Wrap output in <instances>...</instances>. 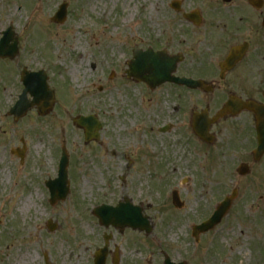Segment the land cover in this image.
<instances>
[{"label": "rangeland", "instance_id": "374dc122", "mask_svg": "<svg viewBox=\"0 0 264 264\" xmlns=\"http://www.w3.org/2000/svg\"><path fill=\"white\" fill-rule=\"evenodd\" d=\"M64 1L69 3V16L58 25L50 18ZM170 1L0 0V39L1 33L12 26L21 47L19 60L0 62V264H45V255L50 264H92L94 252L103 246L104 233L113 235L111 249L121 250L120 264H164L162 251L172 260H187L188 264L193 262L190 254L197 259L194 264H248L247 256L241 248L237 250L238 245L227 232L210 241L205 238L201 253H192L191 223L187 218L194 203L178 213L169 201L172 188L179 184L169 180L182 175L175 170L181 163L187 166V160L164 159L165 172L173 169L168 181L151 182L146 176L138 184L122 178L125 171L117 164L122 160L112 159V137L120 144L128 126L134 123L125 117L132 111L130 101L119 97L125 93L127 97L137 95L123 82L130 49V32L126 31L132 29V35L145 37L142 29H153L151 17L155 20L154 16L166 13ZM182 1L185 8L199 6L206 12L203 3L208 0ZM32 14L28 22L27 16ZM23 66L45 69L59 100L43 117L34 109L14 122L8 111L17 100L20 82L16 75L3 77L6 68L12 76L11 68L16 71ZM114 70L120 73L111 80ZM119 106L122 110L117 113L115 107ZM88 114H96L103 123L102 147L85 144L83 131L72 121ZM22 139L27 150L21 163L10 148L22 147ZM63 144L70 155V194L64 202L52 206L45 182L57 177ZM182 154L189 160L190 152ZM132 188L143 191L133 192L134 196ZM125 196L132 197L134 203L143 201L144 213L152 221L150 235L105 229L90 213L101 202L116 205ZM30 198L31 208L22 211V203ZM49 220L58 223L57 231H48ZM218 241L222 251L217 254Z\"/></svg>", "mask_w": 264, "mask_h": 264}, {"label": "flooded vegetation", "instance_id": "af4514ba", "mask_svg": "<svg viewBox=\"0 0 264 264\" xmlns=\"http://www.w3.org/2000/svg\"><path fill=\"white\" fill-rule=\"evenodd\" d=\"M205 8V13L190 16V20L167 13L156 16L160 27L157 42L161 45L157 50H165L170 57L183 55L175 76L192 78L194 86L166 83L146 89L149 114L165 120L163 126L169 125L167 133H175L168 138L156 136L157 142L153 143L164 150L162 154H167L168 144L185 139L189 129L180 119L184 111L189 113L187 123L196 156L194 166L189 167L190 182L186 191L193 197L190 206L195 203V220L198 210L202 208L209 213L226 189H235L238 196L234 203L238 201L241 186L233 179L238 178L234 168L237 163L253 161L249 151L256 143L258 123L264 121V115L259 114L264 112V0L259 6L250 0H229L215 6L205 5ZM192 10L200 9L193 7ZM233 49L238 51L230 58ZM227 105V114L213 122ZM194 115H202L207 120L205 141L194 132ZM130 152L129 160L134 161V157L138 160L136 167H146L144 159H139V151H133L131 146ZM148 165L153 166L150 174L158 176L159 164ZM252 167L255 174L264 172V155L252 162ZM237 209L230 210L225 223L234 222ZM260 213L264 216V211ZM222 225L210 235L217 234ZM247 249L256 264H264V220L255 228L254 244L248 242Z\"/></svg>", "mask_w": 264, "mask_h": 264}, {"label": "water", "instance_id": "95a60500", "mask_svg": "<svg viewBox=\"0 0 264 264\" xmlns=\"http://www.w3.org/2000/svg\"><path fill=\"white\" fill-rule=\"evenodd\" d=\"M65 17V11L60 12L59 14V21H63ZM9 39V38H8ZM12 39V38H11ZM16 46L17 42L15 41V44L13 46H9L7 43L5 45V49L0 48V55L4 56H9V57H14L16 54ZM46 85L43 81L40 80V83L38 86H36V90L32 87L30 89L31 94L34 96L35 100L33 104H38L41 106L42 101V107L41 110H45L50 108L53 103H54V95L52 92H50L48 89L46 91ZM29 108V104L25 103L23 110H16L13 112H16L17 117H20L26 113V110ZM78 124L86 129V135H87V140L89 141L92 138H97L98 133L97 130L101 128V125L95 121L94 119H86V118H81L78 121ZM68 166V161L66 162L65 166L63 167L62 170H64L61 174L60 180L50 184V188L53 194V202H56L58 200H64L68 194V186L67 181H66V170ZM108 211H112L113 215H107L104 216L103 214H99L102 221L106 225H115V226H124V225H129L133 228H141V225H138L137 223L126 219L125 217L129 215L128 212H126L123 208L116 209V210H111L107 209ZM143 229V228H141ZM148 230V228H147Z\"/></svg>", "mask_w": 264, "mask_h": 264}, {"label": "bare ground", "instance_id": "6f19581e", "mask_svg": "<svg viewBox=\"0 0 264 264\" xmlns=\"http://www.w3.org/2000/svg\"><path fill=\"white\" fill-rule=\"evenodd\" d=\"M77 49H78V48H77ZM76 73H78V71L75 72V74H76ZM31 201H32V198H30L29 200H26L24 203H22L21 210H22V211L29 210V209L31 208V205H32Z\"/></svg>", "mask_w": 264, "mask_h": 264}]
</instances>
